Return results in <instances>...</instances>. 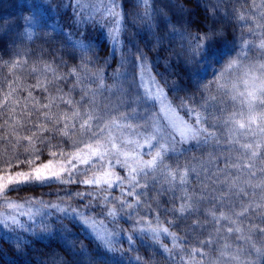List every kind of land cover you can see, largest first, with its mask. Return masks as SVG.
Returning a JSON list of instances; mask_svg holds the SVG:
<instances>
[{"label": "snow or ice", "instance_id": "6c2138e0", "mask_svg": "<svg viewBox=\"0 0 264 264\" xmlns=\"http://www.w3.org/2000/svg\"><path fill=\"white\" fill-rule=\"evenodd\" d=\"M140 2L136 0L137 5ZM142 2L148 5L149 0ZM111 3L114 7L103 9L100 22L115 20L119 24L121 21L116 18L123 15L126 23L128 3L121 5L118 0ZM261 4L264 6V0ZM79 5L80 0H75L74 5L69 0L64 5L72 7L77 17L67 25L70 29L75 25V30L69 32L58 25H52L50 31H25L26 27L38 26L30 17L24 18L23 25L0 19V74L5 69L13 74L7 91L0 93V113L5 114L11 129L9 140L14 138L17 148L25 146L22 153L0 155L3 165L0 205H6V210L0 211V225L5 229L22 228L19 216L27 215L31 220L59 214L55 225L41 222L38 231L52 235L54 227L59 228L65 246L58 245L44 253L43 264H68L72 260L69 252L73 250L83 253L87 249L93 261L97 257L87 240L71 235L79 231L71 223L73 218L89 229L108 253L128 255L114 246L118 233L110 231V226L118 225L124 216L128 217L125 223L139 217L138 223L144 224V214L155 211L156 227L149 226L139 235L133 230L127 237L129 248L142 252L131 257L134 264H159L156 256L163 257L167 264H223L225 256L231 264H264V111L257 110L258 104H264V76L248 74L240 91L236 84L226 87L223 72L206 84L199 71L195 82L188 73L192 65L203 69L215 63L211 59L213 49L220 47L224 31L206 28L205 23L207 13H218L225 0H168L166 6L153 3L151 14L145 11L141 15L136 7L131 15L133 25L139 19L149 30H154V35L159 33L153 45L157 54L164 48L166 37L169 45L179 39L180 51L172 53L177 60L175 67L188 77V83L198 85L195 92L183 79L171 83L163 80L161 87L155 77H150L152 87H145L147 57L139 46L135 53L129 50L121 55L119 69H115L114 60L109 63L107 59H103V66L97 67L102 58L115 57L117 46H123V42L117 33L109 30L111 53L107 44L100 45L97 51L88 31H79L81 21L75 12ZM117 8H123L124 12ZM235 19L234 27L246 22ZM13 24L19 30V44L7 39ZM43 27L49 25L45 23ZM258 29L260 36L255 46L264 54V38H261L264 25ZM25 39L33 44L43 43L36 51L24 47ZM249 44L250 41L245 47ZM137 61L141 68L139 83L134 74L129 80L126 70V65L134 70ZM166 63L168 68L173 67L168 59ZM236 66L237 62L232 61L226 71ZM107 68H114L111 76ZM214 85L217 92L229 93L231 100L240 102L246 110L224 117L213 94ZM4 88L5 82L0 79V89ZM165 88L171 100L165 96ZM157 101L159 113L153 111ZM181 111L185 116L194 113L195 119L191 122L184 119L179 115ZM128 120L143 123L135 127L119 123ZM117 128L132 130L136 136L143 137V143L140 140L119 143L120 137L114 135ZM221 129H227L223 136ZM52 141L57 143L51 144ZM4 143L0 139V144ZM42 143L51 144L48 151L40 147ZM58 145L63 147L57 150ZM233 145L243 150L242 160H233L231 151L224 150ZM145 146L149 151L141 152ZM205 148L220 151L215 156L209 154L207 161L194 164L193 157L180 163V158L186 157L190 150L203 152ZM117 166L126 170V175L119 174ZM32 185L58 186L69 200L78 198L83 208L72 207L62 198L55 203L42 199L17 203L7 199L14 193L39 196V191L29 190ZM80 185L90 190H75ZM117 189L119 195L114 196ZM248 189L253 190V197L237 208L234 198L238 194L246 196ZM88 211L96 212V216L88 215ZM97 216H103L104 220ZM169 238L171 247L166 243ZM233 238L247 246L249 254L243 259L244 249L232 248ZM16 247L19 250L21 245L18 243ZM214 250L219 253L215 259Z\"/></svg>", "mask_w": 264, "mask_h": 264}, {"label": "trees", "instance_id": "16d2710c", "mask_svg": "<svg viewBox=\"0 0 264 264\" xmlns=\"http://www.w3.org/2000/svg\"><path fill=\"white\" fill-rule=\"evenodd\" d=\"M58 1V0H56ZM7 0H0V9L2 7V4L6 3ZM59 2V1H58ZM118 2L122 5L125 2L128 3L129 7L127 9L128 11V20L125 23L124 22V16L122 15V25L119 30L120 34V40L123 42V46L119 45L117 48V51L115 53V57H112L109 55L108 57L102 58L101 62L97 67L103 66V59H107L109 63H112L113 60L115 61V69L120 68V59L121 55L124 53H127L129 50H131L133 53H135L136 47L139 46L143 49V51L146 54V63L147 66L153 73L154 77L158 80L160 84L163 86V80H167L169 83L175 79H188L187 76H185L182 72L179 71L178 68L175 67L177 64V60L174 56H172L173 52L180 51L179 49V39L176 38L175 43L173 45L168 44V38H165L164 41V48L159 50V54H157V51L153 50V45L156 44V35H159V33H156V35L153 34L154 30H149L146 26V24L139 19L137 20V23L135 25L131 22V15L133 13V10L138 7L141 15H144L145 11H148L151 14L152 11V4L153 3H159L161 6H166L168 0H149L148 5H145L144 3H139V5L136 4V0H118ZM236 3H247V0H235ZM60 3V2H59ZM58 8H62L59 6ZM70 10V8H69ZM122 13L124 12V9L121 8ZM68 12V11H67ZM65 10H60L59 13H57L62 19L66 18ZM195 18V16H194ZM64 20V19H63ZM69 23L64 21V28L65 26L68 27ZM74 27V26H73ZM234 31L236 26L234 27ZM125 29H127V35H125ZM88 31V34L91 36V38H94L96 41H99V46L107 44L108 45V52L111 53L112 47L107 42L106 39L101 38L98 31L95 29H86ZM85 30V31H86ZM131 41V42H129ZM36 42L33 44L31 42L24 43V47H32L34 50L38 51V47L36 46ZM99 50V47L97 51ZM252 53H257L258 50L251 49ZM260 52V51H259ZM166 59L173 65V67L168 68V65L166 63ZM138 62H136V70L138 68ZM126 67H128L126 65ZM192 66L188 68V73L192 77L193 81L195 82L198 78L193 73ZM130 69V68H128ZM167 69V71L165 70ZM131 71L135 72V69ZM109 76H111L112 71H114V68H107L106 69ZM157 73H161L162 75H157ZM135 74H137L135 72ZM134 74V75H135ZM132 74H129V80L132 78ZM138 75V74H137ZM136 79L137 76L135 75ZM204 84L208 83L206 81H203ZM166 89V88H165ZM167 90V89H166ZM168 93V90H167ZM169 97L171 98V95L168 93ZM199 98V97H197ZM121 143V142H120ZM195 143V142H193ZM236 145H233L230 149L226 148L225 151H231L232 159L236 160L237 158H240L242 160L243 158V150L236 148ZM220 149H216L213 151L212 148H205L203 152H201L198 149L190 150L187 153L186 157L180 158V163L183 164L185 160H191L193 157H195V160L192 162L194 164L200 163L202 160L207 161L209 154L212 156H215L219 153ZM146 158V157H145ZM15 163V162H13ZM168 163H173V161H168ZM220 166H224V158L221 157L220 159ZM3 165L0 164V168H2ZM215 170V167L213 166V171ZM117 171L121 175H126V170L119 169L117 167ZM52 186L51 185H32L29 190L39 191L40 195L36 197H32L28 194L23 193H14L7 198L17 199L18 201H26L28 199H38L41 198L42 200L46 201H58V199L62 198L66 203H70L72 207H80L83 208L82 205H79L78 198L74 200H69L68 197L65 195V191L58 186ZM22 189L21 191H23ZM79 191H85L90 190L88 186L80 185L78 186ZM111 191V190H110ZM249 191H253L252 189H248ZM246 194V196L237 195L234 199L235 202L241 201L250 197V195ZM253 193V192H252ZM57 194L60 195V197H57ZM114 196L119 195V190L117 189L115 192H113ZM179 195V192L177 193V196ZM179 202V201H178ZM84 203H87L85 201ZM239 205L236 203V206ZM64 206V205H62ZM239 208V206L237 207ZM87 211V210H86ZM88 215L96 216V212L88 211ZM158 215L155 211L151 214H144V224L138 223L139 217H136L135 220L130 221L128 223H125V220L128 219L127 216H124V219H121L118 221V225H112L110 226L109 230L116 231L118 233L116 241H114V246L117 249H122L124 252H127L128 255H120V252L117 254H110L108 253L103 247L99 244L98 241H96L94 234L90 232L89 229H87L85 226L81 225L75 218L72 219L71 223L74 226L75 229H79L78 232H73L71 235L73 236H81L85 240L89 242L91 245V251H93L97 257H95V260L93 261V258L90 254V252L85 249L83 253H79L75 250L72 251V256L75 260V264H134V260L131 257H135L138 254H142V252L138 253L136 251H132L129 248L127 237L132 234V231L135 230L137 235L144 227L148 228L156 227V221L155 217ZM57 215L53 214L51 216H41L40 222H48L53 223L54 225L57 222ZM97 219L104 220L103 216H97ZM66 222V221H65ZM105 224H108V221L105 220ZM40 225L39 223L36 224L38 227ZM32 226V225H31ZM211 231V229H209ZM33 234V233H31ZM42 237V238H41ZM41 237H31V235H21V237H11L6 236L4 234H0V264H40V261H44L46 257L43 255L47 251H50L52 249H55L58 245L61 247H64V238L60 232V229L57 227H54L53 234L52 235H44ZM138 239H142L141 237H137ZM161 239H164L162 236ZM21 245V248L18 250L16 245ZM166 243L169 244V247H171V240L170 238L166 241ZM136 247H139V245H136ZM151 252V250H150ZM167 253H165V256ZM81 258V259H80ZM155 259L159 262V264H167V261L160 256H156Z\"/></svg>", "mask_w": 264, "mask_h": 264}, {"label": "rangeland", "instance_id": "374dc122", "mask_svg": "<svg viewBox=\"0 0 264 264\" xmlns=\"http://www.w3.org/2000/svg\"><path fill=\"white\" fill-rule=\"evenodd\" d=\"M60 3H59V2ZM7 0L6 3L2 4V7L0 9V19L3 20H8V21H19L21 25L24 24V18L25 17H30L38 26L36 28H25V31H34L36 33H39L40 31H50L51 30V26L52 25H58L62 28H64V21H66L67 19V23H73L74 20L77 18L75 15H73V8L69 7V8H65L64 5L66 3L69 2V0ZM73 5L75 4V0H72ZM140 3H143L142 0ZM59 6H61L62 8H58ZM114 7V5L111 3V0H80V5L78 8L75 9V12L78 14V18L81 21L80 25H79V31L81 33H84L85 30L87 28L89 29H95L96 31H98L99 35L101 38H104L107 40V42L110 44V46L112 47V40L111 37L109 35V30H112L113 32L117 33L118 35L120 34L119 30L121 28L122 25V15L120 17H117L116 19H119L121 21V23H116L115 20L109 21L108 23H101L100 21L103 19L101 13L103 12L104 8H112ZM96 9H100L101 12L98 13L96 12ZM60 10H65V15L66 18H61L57 13L60 12ZM68 11V12H67ZM117 11H121V8H117ZM69 16H72V20H69ZM49 25V27L45 28L43 27L44 24ZM252 21L246 20V22L239 24L240 26V37L236 43V47L239 48L240 47V42L243 41V39L248 38L250 41V44L248 47L243 46V48H241V51L244 52L247 56H256L259 53V50L257 49V47L255 46V42L258 43V39L260 36V30L258 29L257 32L258 34L255 33H249L244 31V27L247 25H251ZM74 27L72 29H70L69 27L64 28L65 32H69V31H74L75 30V25H73ZM11 30L8 32L7 35V39L13 43L19 44V38H18V29L15 27V25H11ZM120 37V36H119ZM241 37H243V39H241ZM79 38V37H76ZM29 41L27 39L24 40V43H28ZM43 43V41H36V46L39 47L41 44ZM91 43L93 44L94 48L97 50L99 47V41H96L94 38L91 39ZM119 47V45H118ZM117 47V48H118ZM251 49H255L258 50L257 53H252ZM146 63V62H145ZM146 65V74L144 75V81H145V87H152V85L150 84V77H154L153 73L151 72V70L149 69V67ZM193 73L196 75L197 72H200V76L203 77L205 75V73L203 72V69H198V67L196 65H192L191 67ZM126 70L129 72V74H135V72L138 74H135L137 76V83L140 82V72H141V68H140V62H138V68L136 70L135 68V72L131 71L130 69H128V67H126ZM215 70V66L213 65L212 68L209 69V71H213ZM113 72V71H112ZM112 74V73H111ZM217 76H219V71L217 72ZM197 77V75H196ZM129 78V75H128ZM156 79V78H155ZM214 79L211 76H208L204 81L208 82L209 80ZM157 80V79H156ZM158 81V80H157ZM109 83H111V81L109 80ZM223 83V81H222ZM233 84L237 85L238 90L243 91L244 89V84L242 81H232ZM161 87L162 84H161ZM155 89L153 88V91ZM141 91H143V89H141ZM165 92V96L167 97L168 100H171V98L169 97L167 90L164 89ZM207 95V93L205 94ZM199 99V98H197ZM202 103V101H201ZM151 107V105H150ZM124 109H122L123 111ZM160 110V102L157 101L155 104V107L153 108V111L156 113H159ZM160 115H163L162 113H160ZM179 115H181L184 119L188 120V121H193L195 119V114L194 113H190L188 115L185 116L184 112H180ZM119 123L121 124H132L133 127L136 126V124H140L143 123L142 121H136L133 122L132 120H128V121H119ZM226 134V131L224 129L220 130V135L223 136ZM114 135L120 137V140L118 141L119 143H123L126 140H140L141 143H143V137L142 136H136L134 134V132H132V130H122V129H114ZM244 142V139L241 138V143ZM238 149H240L238 146L236 147ZM130 150V149H128ZM241 150V149H240ZM141 152H146L149 151V149L147 148V146H145V148L140 149ZM151 151H155V149H151ZM147 158V157H146ZM118 167V166H117ZM117 170V169H116ZM179 181L177 180L176 183H178ZM248 192V190H247ZM253 191H249L248 194L250 195V197L247 198L251 199L253 197ZM9 199V198H7ZM41 199V198H38ZM9 200L17 202V203H26V201H18L17 199H12L10 198ZM28 200H33V199H28ZM244 200L241 201H237L235 203L239 204L238 206H241L243 203H246ZM46 201V200H44ZM57 201H54V203ZM6 210V205H0V211H4ZM27 207L25 208V212L27 211ZM55 215H59L57 213H54ZM46 215V214H45ZM20 219L21 224L23 225L22 228H16L15 226H13L12 229H5L2 225H0V234H4L5 237L11 236V237H21V235H31V237L36 236L37 237H41L44 235H48L46 233H42L39 230L40 225H38V227L36 226L37 223L41 224L40 219L41 217H35L34 219H29L27 215L24 216H19L18 217ZM32 225V226H31ZM27 229V231H26ZM36 229V230H35ZM144 229H147L146 227H144ZM33 233V234H31ZM42 238V237H41ZM224 241H221V244H223ZM232 243V248L233 249H237V248H242L244 249V253L242 256V259L244 257H246L249 253L247 251V246L244 244V242H237L235 241V239L233 238V240L231 241ZM213 258H215L218 255L217 251H213L212 253ZM223 264H231L230 258L228 256H225L222 258Z\"/></svg>", "mask_w": 264, "mask_h": 264}, {"label": "clouds", "instance_id": "9594fccd", "mask_svg": "<svg viewBox=\"0 0 264 264\" xmlns=\"http://www.w3.org/2000/svg\"><path fill=\"white\" fill-rule=\"evenodd\" d=\"M225 8H227V11H225ZM229 12L232 16H229ZM235 18L252 21L251 25L244 27V31L259 35L257 32L258 26L264 25V6H262L261 0H247V3H236L235 0H225V5L221 7L218 13H207V22L205 23V27L222 29L224 31V37L221 41L220 47L218 49H213L214 54L211 59L215 61V63L206 65L203 68V72L205 73L203 79L205 80L208 76H211L214 78L211 81H215L217 72L219 71V75L223 72L225 73V80L227 82L226 87H230L231 84H233L232 81L239 80L243 82L248 74H252L257 77L264 76V67H261L264 66V54L260 51L256 56H247L244 52H242L241 48H243V46H245V44L249 41L248 38H245L242 42H240L239 48L236 47V43L241 32L239 25H236L234 31L233 25L236 24ZM229 37H231V39H229ZM232 61H236L237 66L232 70L226 71L228 64ZM213 65L215 66V70L210 72L209 69L212 68ZM12 75L13 74L7 72V69H5L3 74H0V79H3L5 82V88L0 89V93L7 91V83ZM185 82L193 92L196 91L198 87L196 83H188V79H185ZM213 94L217 96L224 117L231 115L233 112L246 110V106H242L240 102H233L229 93L217 92L215 85L213 86ZM198 95L199 94L197 93V96ZM257 110L264 111V104H258ZM0 128L3 129V131H0V139H4L6 141V143L0 144V155L5 153L11 155L16 151L22 153L25 146L21 145L17 148L16 144L13 142L14 138L13 140H9L12 132L10 127L7 126V119L4 113H0ZM225 131H227V129H225ZM45 139L47 138L45 137ZM55 143L57 142H51V144ZM51 144L46 146L42 143L40 144V147L44 151H48ZM62 147L63 145H58L57 150ZM236 211H239V209H236ZM69 254L72 257V260H70L68 264H73L75 260L72 256V251H70ZM39 261L40 264H43V261L40 259Z\"/></svg>", "mask_w": 264, "mask_h": 264}]
</instances>
